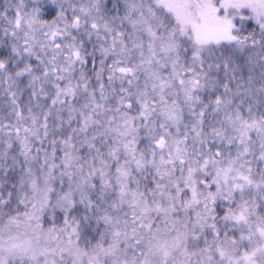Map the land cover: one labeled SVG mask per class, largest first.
Returning a JSON list of instances; mask_svg holds the SVG:
<instances>
[{"label":"snow or ice","instance_id":"1","mask_svg":"<svg viewBox=\"0 0 264 264\" xmlns=\"http://www.w3.org/2000/svg\"><path fill=\"white\" fill-rule=\"evenodd\" d=\"M0 264H264V0H0Z\"/></svg>","mask_w":264,"mask_h":264}]
</instances>
